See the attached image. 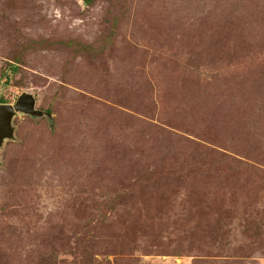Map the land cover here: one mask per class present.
Segmentation results:
<instances>
[{
	"label": "rangeland",
	"instance_id": "1",
	"mask_svg": "<svg viewBox=\"0 0 264 264\" xmlns=\"http://www.w3.org/2000/svg\"><path fill=\"white\" fill-rule=\"evenodd\" d=\"M86 1L0 0V264H264V0Z\"/></svg>",
	"mask_w": 264,
	"mask_h": 264
},
{
	"label": "water",
	"instance_id": "2",
	"mask_svg": "<svg viewBox=\"0 0 264 264\" xmlns=\"http://www.w3.org/2000/svg\"><path fill=\"white\" fill-rule=\"evenodd\" d=\"M23 115L32 119L52 118L51 112L36 107V98L29 90L20 91L13 102H0V149L6 141L16 140L14 118Z\"/></svg>",
	"mask_w": 264,
	"mask_h": 264
},
{
	"label": "trees",
	"instance_id": "3",
	"mask_svg": "<svg viewBox=\"0 0 264 264\" xmlns=\"http://www.w3.org/2000/svg\"><path fill=\"white\" fill-rule=\"evenodd\" d=\"M85 2H87L86 0H85ZM76 44H78V43H76ZM79 45V47L81 48H87V49H92V47L90 46V45H88V44H83V43H79L78 44ZM18 60V57H14L13 58V60H11V61H7L6 63H5V65H6V68L8 69V70H16V68H17V63H16V61ZM3 72H5V71H3Z\"/></svg>",
	"mask_w": 264,
	"mask_h": 264
},
{
	"label": "built area",
	"instance_id": "4",
	"mask_svg": "<svg viewBox=\"0 0 264 264\" xmlns=\"http://www.w3.org/2000/svg\"><path fill=\"white\" fill-rule=\"evenodd\" d=\"M9 71H10V70L7 71V74H9Z\"/></svg>",
	"mask_w": 264,
	"mask_h": 264
}]
</instances>
